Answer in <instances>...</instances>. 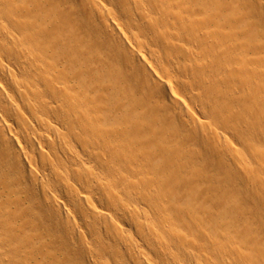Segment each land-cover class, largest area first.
Returning a JSON list of instances; mask_svg holds the SVG:
<instances>
[{
	"label": "bare ground",
	"instance_id": "1",
	"mask_svg": "<svg viewBox=\"0 0 264 264\" xmlns=\"http://www.w3.org/2000/svg\"><path fill=\"white\" fill-rule=\"evenodd\" d=\"M11 260L264 264V0H0Z\"/></svg>",
	"mask_w": 264,
	"mask_h": 264
},
{
	"label": "rangeland",
	"instance_id": "2",
	"mask_svg": "<svg viewBox=\"0 0 264 264\" xmlns=\"http://www.w3.org/2000/svg\"><path fill=\"white\" fill-rule=\"evenodd\" d=\"M190 137H191V136H190ZM192 137H193V136H192ZM192 137H191V138H192ZM185 139H188V137L185 138ZM192 139H193V138H192ZM192 139H191V141H193V144H192L191 146H193V147H191V148H195V149H196V152H197V148H196L197 145H196V143H195L196 141H194V140H192ZM189 141H190V139H188V142H189ZM194 143H195V144H194ZM187 144H188V143H187ZM195 145H196V146H195ZM191 148H190V149H191ZM175 149H176V152H177L178 148H175ZM188 149H189V148H188ZM188 149L185 150L186 152L183 151V152H181V153H180V151L178 150V153H179V155H181V154L183 155V153L185 152L186 154H184L183 156H184V157L186 156L185 158H187V159H189L188 157H191V159L193 160V158H192V157H194L193 155H195V154H197V153L195 152V154H194V151H195V150H192L193 153H192L191 151H189L188 154H187ZM190 149H189V150H190ZM174 152H175V151H174ZM189 153H192L193 155H192V154L190 155ZM196 156H197V155H195V157H196ZM195 157H194V158H195ZM191 159H189V160H191ZM209 182H211V181H209ZM61 205H62V204H60L59 207H58V210H60L59 212H61L60 215H59L58 221H59L60 223H61L62 221H64V223H65L66 225H64L63 222H62V224H63L64 226H67L66 221H68V223H70L68 217L65 216L66 214H64V213H66V208H67V206H65L64 204H63L62 206H61ZM63 206L66 207V208H64ZM60 207H61L62 209H61ZM59 208H60V209H59ZM63 208H64V209H63ZM61 210H63V211H61ZM63 212H64V213H63ZM62 213L64 214V216L61 215ZM65 217L67 218V220H65V219H66ZM61 218H62L63 220H62ZM53 219H54V220H53ZM53 219H49L48 221H46V223L43 224L44 226H42V224H40V225L42 226V228H41L40 225H37L35 228H31V229H33V230H31V231H27V233L31 234V233H34V230H35V229H37V230H35V234H36L37 236L39 235V237H38V240H39V241H38V243H37L38 246H41V247L43 246V247H45L44 243L47 244V245H46L47 247H49V245L52 244V243H53V244L61 243V245H64V244H65V241L68 240V239H62V240H60V241L58 240V242H57V240H56L54 237H52V236H57V238H58V237H59L58 235H61L60 233H61V231H62V230H58V229H63V228H64V226H63V227H62V225L60 226V224L58 223V221H56L55 218H53ZM59 219H60V220H59ZM50 220H51L52 222H53V221H54V222L56 221V222H55V223H54V222H53V223H52V222H49ZM50 223H52V224H50ZM58 224H59V225H58ZM46 225H47V226H46ZM55 225H57V226L55 227ZM71 225H72V224H68L67 228H69V226L71 227ZM59 226H60V227H59ZM57 227H59V228H57ZM38 228H39V229H38ZM29 230H30V228H29ZM54 230H56V231H54ZM32 231H33V232H32ZM59 231H60V232H59ZM48 234H49V235H48ZM51 235H52V236H51ZM42 236H43V238H42ZM60 238H61V237H59V239H60ZM62 238H64V236H63ZM46 240L48 241V243H47ZM52 241H55V242H52ZM41 242H43V243L41 244ZM48 244H49V245H48ZM47 247H46V248H47ZM42 249H45V248H41V250H42ZM43 251H44V250H43ZM12 262H13L14 264H16V262H14V261L11 260L10 263H12ZM4 263H5V264H8L9 262L6 263V262L4 261ZM4 263H3V264H4ZM10 263H9V264H10Z\"/></svg>",
	"mask_w": 264,
	"mask_h": 264
}]
</instances>
